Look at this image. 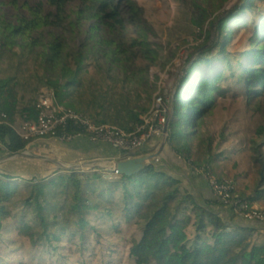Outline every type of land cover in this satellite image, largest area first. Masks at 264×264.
Segmentation results:
<instances>
[{
	"label": "trees",
	"instance_id": "1",
	"mask_svg": "<svg viewBox=\"0 0 264 264\" xmlns=\"http://www.w3.org/2000/svg\"><path fill=\"white\" fill-rule=\"evenodd\" d=\"M81 1L83 3L76 13V19L66 15L65 1L59 5L56 13L48 14L46 24L62 30L61 34L51 39L44 32L35 34L38 28L45 25L40 19L28 22L21 20L18 25L0 20L1 48L9 53L11 60L25 61L27 56H34L35 63L45 64L46 72L52 73L44 76L45 85L54 89L59 101L64 102L70 95L77 98L79 91L93 88L95 80L89 76L88 67L92 61L96 62L93 58L99 53L93 52L91 48L88 52L78 47L71 48L65 33L94 22L88 30L90 37L85 47H96L99 51L100 46L97 45L103 46L101 52H104L102 55L110 63V75H115L124 84L131 76L134 86H140L141 78L137 77L131 66L140 57L137 48L142 49V57H150L154 62L164 55L160 43L162 36L153 28L156 26V17L152 18L150 7L142 0H126L138 34L136 39L128 43L119 36L123 24L118 6L124 0ZM177 1L184 8L185 15L169 17L174 18L171 20L173 25L178 26V29L183 28L185 32L176 37L203 38L204 31L200 26L210 19V8L200 0H191L195 8L191 15L186 12L188 0ZM256 1L259 0H246L237 14L217 18L220 31L217 43L190 66L182 88L176 92L175 112L167 146L172 147L178 156L189 152L192 140L200 139V146L207 153H213L217 137L211 134L205 139L207 129L204 127L207 125V113L215 107L213 98L216 95L227 96L232 93L235 97L243 95L249 100L264 99V17L258 23L253 21L250 24L248 20V15L256 9ZM177 19L180 21H175ZM168 22L170 19H165V23ZM229 24L236 28H229ZM238 25L250 33L245 44L248 52L237 64L241 73L234 72L237 66L231 63L229 52L241 31ZM104 28L110 33L109 38L101 37L100 32ZM229 29L232 30L231 35ZM208 43L209 40L202 47ZM217 49H221L220 62L212 57ZM94 65L99 68L97 64ZM227 71L231 73L227 75ZM123 74L125 78H122ZM234 83L238 86L236 90ZM113 85L118 84L114 82ZM125 98L124 114L129 116L128 123L120 117L121 112L110 107V112L116 111V119L113 120L114 116L107 112L108 115L98 120L99 124H116L128 132L136 128L130 124L131 119L137 121V125L144 124L141 116L147 112V108L142 106V100L138 98L136 103L140 105L134 108L132 105L135 97L129 95ZM33 104L24 108L22 115L36 113ZM69 106L78 109L75 103ZM0 110V144L11 153L24 151L31 141L22 138L12 126L18 110L15 77L0 79ZM256 133L261 139L264 138V127L258 128ZM158 142V136H152L138 149L140 155L151 153ZM94 144L114 148L104 142ZM256 151L259 155L254 157L252 172L261 181L255 197L250 198L252 203L264 199V153L260 149ZM193 157L191 154L187 159L192 161ZM197 166L200 169H214L207 158L198 159ZM191 171L210 188L207 180L193 167ZM1 175L0 241L5 232L14 231L21 240H27L33 249L47 247L49 253L56 254L61 263L66 260L60 253L63 249L68 255L77 256L76 262L84 263L86 254L92 249L90 234L94 232L99 235L106 228L114 235H133L136 245L131 247V256L136 264H264V245L253 244L248 234L244 233V229L251 232L256 230L243 228L241 223L236 225L238 221L235 219L245 220L251 225H263L262 222L250 223L246 217L234 214L229 207L231 216L226 221L224 216L212 209L213 206L223 204L211 188L214 199L208 201L209 207H206L182 179L155 165L132 176L122 175L119 182L110 181L99 174L82 176L72 172L50 179L35 177L22 185L13 182L17 179L13 174L2 172ZM62 193L66 194L62 196ZM57 207L61 210L65 208V213H58Z\"/></svg>",
	"mask_w": 264,
	"mask_h": 264
},
{
	"label": "rangeland",
	"instance_id": "2",
	"mask_svg": "<svg viewBox=\"0 0 264 264\" xmlns=\"http://www.w3.org/2000/svg\"><path fill=\"white\" fill-rule=\"evenodd\" d=\"M64 1L66 15L76 19V13L83 3L81 0H0V20H5L8 23L13 22L18 25L21 23V20L28 22L33 19H40L45 25L38 28L35 34L38 35L40 32H44L46 37L51 39L61 34L62 30L47 25L45 18H47L50 12L56 13L59 5ZM142 1L150 7L152 18L156 17L155 25L157 27L153 26V28L157 29L162 36L160 43L164 49L163 57L154 62L150 57L148 59L142 57L140 55L142 54L140 53L142 49L137 48L136 52L139 53L140 57H137L131 66L137 77L141 78L140 86H134L133 77L131 76L127 78L128 82L124 84L115 75H110L111 72L108 69L110 63L102 55L104 52H101L104 50L103 46L97 45L100 46L99 51H97L96 47H85L90 37L88 30L94 22L86 23L82 28L75 27L73 28V32H64L71 48L78 47L87 52L91 48L93 52H99L93 58V60L96 59V62L93 63L92 61L88 67L89 76L92 80H95L92 85L93 88L90 87L89 89L86 88L83 91H79L77 98L76 96L70 95L68 99L64 100V103L67 105L75 103L79 110L76 109L90 118L95 124H99L98 120L109 114L107 112H110V107L121 112L120 117L124 119L123 121L125 123H128L129 116L124 114L126 107L125 97L129 95L135 97L132 105L134 108L140 105L136 103V100L140 98L142 100V106L147 108V112L141 116L144 124L137 125V121L131 119L130 124L136 126L132 132L125 131L116 124L109 123V125L119 127L128 134L138 132L146 124L149 127L158 126L159 128L157 129H161V133L158 134L159 142L153 148L152 152H154L160 145L165 124L170 116H172L176 92L182 88L188 74V69L205 54L207 49L213 48L219 39V19L217 18H225L233 13L237 14V10L240 6L244 5L246 0H228L226 2L225 0H200L201 3L210 8V19L200 26V29L204 31L203 38H194L192 36H187L186 38L176 37V35L184 34L185 32L183 28L178 29V26L173 25L174 22L171 21L177 18L176 16L182 17L185 15L184 8L181 7L179 1ZM188 2L186 12L192 15L195 8L191 0H188ZM222 4H224L222 8L219 7ZM255 5L256 9L248 15L250 24L253 21L258 23L264 17V0L256 1ZM118 10L123 24V27L119 30V36L126 39L125 41L128 43H131L133 39L138 37V34L135 21L129 13L126 0L119 4ZM169 16L174 18H170ZM165 19H170V22L168 24L165 23ZM175 21L180 20L177 19ZM228 27L232 29L236 28L231 24ZM237 28L241 31L229 52L231 54V63L237 66L234 72L241 73L242 70L237 64L248 52L245 44L250 33L246 28L242 29L243 26L241 25H238ZM231 31L229 29L230 35ZM100 34L104 38L110 37L107 28H104ZM207 40H209V43L205 47H202L203 43L207 42ZM221 55V49H217L212 57L219 61ZM38 64L34 62V56H27L25 61L21 59L11 60L9 53L0 46V79L10 76L15 77L17 80L18 110L15 115L17 123L12 124L16 129H19L22 125V110L34 103L35 92L39 88L47 86L44 82V76H50L52 74L51 72H46L45 64ZM94 64H97L99 68L95 67ZM230 73L231 71H227V75ZM122 78H125L124 74ZM114 82H117L118 85L114 86ZM237 87V84L234 83V90ZM160 97L163 98L164 105L158 111L156 105ZM213 99L215 100V107L207 113V125L204 127L207 129V132L204 134V138H208L211 134L217 137V145L214 147V151L221 150L220 152H225L223 150L227 149L230 151L235 148V152H232L231 155L228 154L229 160L227 162L225 160L224 162V171L226 169L230 172L228 173L227 171L225 175L231 182H235L234 180H236L235 190L237 192L244 190L247 186V189H251L250 192H253V190L258 189L261 181L252 172V166L254 157L259 155L256 150L260 149L264 153V138L261 139L256 133L258 128L264 127V99L249 100L246 96L235 97L232 93H229L227 96L218 94ZM110 114L114 116L113 120H115L116 111L113 110ZM146 120L149 121L147 122ZM190 132L193 131L191 130ZM198 142L202 144V139L198 140ZM61 143L51 137L32 139L30 145L25 149V152L32 150L36 153V156H30L28 158L19 156V158L10 157V159L5 160L0 164V178H2V172L13 174L17 178L14 179V183L26 185L27 180H32L35 177L39 179L49 177L50 179L76 172L82 176L99 174L101 177L110 181H120L121 175L111 171L113 164L117 160L113 162H89L88 159L82 160L69 152V147L66 146L67 144L62 145ZM0 146H2L0 148L1 153L14 154L4 149L3 145L0 144ZM191 154L194 157L192 161L188 160V162L194 168L198 167L197 163L200 157H206L204 152H201V149L197 152L190 149L183 157L186 158V156ZM41 157L48 158L52 161L56 160L62 164L69 165V167L57 169L56 171L48 170L50 166L42 160V162L38 160ZM79 163H89L87 165L89 167L78 168L77 165ZM262 171H264V168ZM188 172L191 173L190 170ZM243 176L247 177V182L245 183L242 180ZM202 177L204 178V176ZM239 182L242 184L239 185ZM250 192L248 194H252ZM65 194L62 193V196ZM253 206V208L264 214V205L255 207L253 204ZM57 208L58 213H65V208L63 210L60 207ZM51 216L53 217L54 214ZM244 233L248 234L253 244L264 245V233H259V229H256L255 232L244 229ZM90 237L92 249L86 254L87 257L84 263L76 262L77 259L75 257L77 256L68 255L65 249L60 251L66 257L65 262L61 263L56 254L49 253L47 247L33 249L28 245L27 240H21L14 231L5 232L4 238L0 241V264H136V260L131 256V247L132 245H136V240L133 238V235H114L104 228L99 235L92 232Z\"/></svg>",
	"mask_w": 264,
	"mask_h": 264
},
{
	"label": "built area",
	"instance_id": "3",
	"mask_svg": "<svg viewBox=\"0 0 264 264\" xmlns=\"http://www.w3.org/2000/svg\"><path fill=\"white\" fill-rule=\"evenodd\" d=\"M162 105H164V100L160 97L156 105L158 111ZM33 106L36 113L21 115V127L19 129L13 127L22 138L29 141L51 137L62 143H69L85 138L91 143L104 142L117 150L131 151L140 149L151 136L161 133V129H157L158 126L149 127L148 124L143 125L138 132L131 134L109 124H95L84 114L60 102L55 90L48 86L41 87L35 92ZM0 123H2L1 119ZM194 170L204 176L216 198L229 207L234 214L264 223V214L253 208L250 198L235 190L234 183L227 176H220L209 167L207 169L195 167Z\"/></svg>",
	"mask_w": 264,
	"mask_h": 264
},
{
	"label": "crops",
	"instance_id": "4",
	"mask_svg": "<svg viewBox=\"0 0 264 264\" xmlns=\"http://www.w3.org/2000/svg\"><path fill=\"white\" fill-rule=\"evenodd\" d=\"M61 144L62 145L67 144L66 146L69 147V152H71L72 155H74L77 158L82 159V160L88 159L89 162H106V161H108V162L112 161L113 162L115 160H118L119 156L121 154V152L115 150V148H111L110 146L105 145V144H94L85 138L77 139V140L71 142L70 144L69 143H61ZM168 144H169V142H168ZM190 145L192 147L191 150H194L195 152H197L198 150L201 149V152H204V155L206 156L205 158L209 159L210 165L213 166V168H214L213 170L218 175L226 176L225 173L228 170L225 169V171H224V162H225V160H226V162L229 160L228 154L231 155L232 152H235V148L231 149L230 151H228L227 149L223 150L225 152H220L221 151L220 150V151H213V153H207L205 151V149L200 146L202 144L198 141L194 142V140H192ZM216 145H217V143L215 144V146ZM205 158L200 157L199 159L202 160ZM161 162L165 166H168L170 168H174V170H180L181 172H175L176 174L170 173L168 171L167 172L176 176L179 179H182L183 182L191 190V192L196 196L198 201L201 202L206 207H209L207 202L210 200H213L214 196H213L209 186H207L206 182L201 180L202 178H200L198 175H195L191 171L192 167H191V164L188 162L187 156H186V158L181 156V155L178 156L172 147H168V149H167V151H166ZM160 169H162V168H160ZM189 170L191 173L188 172ZM164 171H166V170H164ZM228 173H230V172L228 171ZM232 173L233 172H231V174ZM234 173H237V172H234ZM232 175L236 177L235 174H232ZM232 178H234V177H232ZM242 180L244 183L247 182V177L243 176ZM234 181L236 182V180H234ZM235 182H233L234 185L236 184ZM238 184L240 185L242 183L239 182ZM247 188H248V186L246 188H244V190L238 191V193L245 196V197H248V198L255 197L258 189L253 190V192H250L251 189L248 190ZM248 192H250L252 194H248ZM253 204L255 205V207H261L264 205V199L263 200H256L253 202ZM212 209L215 212H217L216 209H221L222 211H220V212L218 211L217 213H220L222 216H224L226 221H228V219H230L231 215H230V212H229L227 206H224V205L223 206H221V205L220 206H213ZM235 220L238 221L237 222L238 224H236V223H233V224L240 225L239 223H241L240 226H242L243 228H252L254 230L259 229V233H264V223L263 222H262L263 225L253 223V221H259V220L248 219L250 221V223L252 222L254 225L247 224V222L245 220H241V219H235ZM259 222H261V221H259ZM261 226H263V227H261Z\"/></svg>",
	"mask_w": 264,
	"mask_h": 264
},
{
	"label": "water",
	"instance_id": "5",
	"mask_svg": "<svg viewBox=\"0 0 264 264\" xmlns=\"http://www.w3.org/2000/svg\"><path fill=\"white\" fill-rule=\"evenodd\" d=\"M175 107L172 111V116L167 120L165 127L163 129L162 138L158 149L152 153L146 155H140V151L131 150V151H120L121 154L119 159L113 164L112 172L118 173L119 175L132 176L140 173L145 168L150 165H155L158 169L157 162L163 159V153L168 145L169 136H170V125L174 117ZM26 150L19 153L11 154V157H18ZM56 171V170H55Z\"/></svg>",
	"mask_w": 264,
	"mask_h": 264
},
{
	"label": "bare ground",
	"instance_id": "6",
	"mask_svg": "<svg viewBox=\"0 0 264 264\" xmlns=\"http://www.w3.org/2000/svg\"><path fill=\"white\" fill-rule=\"evenodd\" d=\"M30 156H36V153L34 152V151H32V150H29V151H27V152H24V153H22L19 157H30ZM10 157H11V155L10 154H3V153H1L0 152V164H2L5 160H8V159H10ZM18 157V158H19ZM40 162H45L46 164H48V166H50L49 168H48V170H53V171H55V170H57V169H64V168H66V167H69V165H66V164H62V163H60V162H58V161H52V160H50V159H48V158H44V157H41V159H38ZM42 160V161H41ZM162 159L160 160V161H158L156 164H157V166L159 167V168H162V169H164V170H166V171H168V172H170V173H173V174H176L175 172H181L180 170H174V168H170V167H168V166H165L162 162ZM43 164V163H42ZM45 165V164H44ZM86 165V166H85ZM87 165H89V163H86V164H81V163H79L78 165H77V167L79 168V167H81V168H88L89 166H87ZM45 167H46V165H45ZM216 211L218 212H220V211H222L221 209H216Z\"/></svg>",
	"mask_w": 264,
	"mask_h": 264
}]
</instances>
